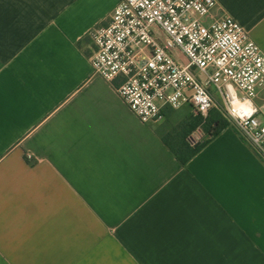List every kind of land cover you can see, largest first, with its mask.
Here are the masks:
<instances>
[{
    "label": "crops",
    "instance_id": "obj_1",
    "mask_svg": "<svg viewBox=\"0 0 264 264\" xmlns=\"http://www.w3.org/2000/svg\"><path fill=\"white\" fill-rule=\"evenodd\" d=\"M119 1L0 0V264H264V164L235 128L183 166L94 74ZM216 1L264 52V0Z\"/></svg>",
    "mask_w": 264,
    "mask_h": 264
},
{
    "label": "built area",
    "instance_id": "obj_2",
    "mask_svg": "<svg viewBox=\"0 0 264 264\" xmlns=\"http://www.w3.org/2000/svg\"><path fill=\"white\" fill-rule=\"evenodd\" d=\"M218 9L216 0H120L87 34L91 64L119 80L118 95L142 123H160L170 109L205 119L215 110L264 164V52Z\"/></svg>",
    "mask_w": 264,
    "mask_h": 264
},
{
    "label": "trees",
    "instance_id": "obj_3",
    "mask_svg": "<svg viewBox=\"0 0 264 264\" xmlns=\"http://www.w3.org/2000/svg\"><path fill=\"white\" fill-rule=\"evenodd\" d=\"M213 111L210 112V115L204 124V127L208 132V138L204 141L195 144H192L189 141L191 134L195 132L204 121V118L200 115H198L199 118L196 119L194 124L192 122L183 123L181 126H179V130L174 134L162 136V140L166 146L171 150V152L183 166H186L190 160L195 157L213 138H215L226 127L229 126L226 122L223 123L216 118H212L213 114L211 113ZM218 115L221 117L220 114Z\"/></svg>",
    "mask_w": 264,
    "mask_h": 264
},
{
    "label": "rangeland",
    "instance_id": "obj_4",
    "mask_svg": "<svg viewBox=\"0 0 264 264\" xmlns=\"http://www.w3.org/2000/svg\"><path fill=\"white\" fill-rule=\"evenodd\" d=\"M211 114H213L212 118H216L217 120L223 123L226 122L229 125L227 120L218 115L219 113L213 111ZM197 118H199L198 114H196L194 110L190 107H184L181 109H170L167 111L165 119L156 125L158 126L160 134L162 136H166L169 134H174L176 131H178L179 126H181V124L183 123L192 122L194 124ZM206 120L207 118H204L203 123L189 137V141L191 143L201 142L208 138V132L204 127Z\"/></svg>",
    "mask_w": 264,
    "mask_h": 264
}]
</instances>
